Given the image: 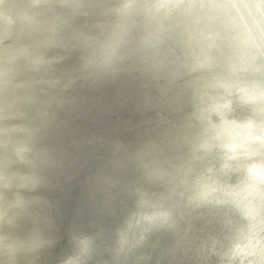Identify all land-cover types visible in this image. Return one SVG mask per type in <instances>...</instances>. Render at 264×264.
<instances>
[{"label": "clouds", "instance_id": "1", "mask_svg": "<svg viewBox=\"0 0 264 264\" xmlns=\"http://www.w3.org/2000/svg\"><path fill=\"white\" fill-rule=\"evenodd\" d=\"M0 264H264V0H0Z\"/></svg>", "mask_w": 264, "mask_h": 264}]
</instances>
